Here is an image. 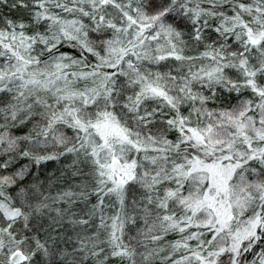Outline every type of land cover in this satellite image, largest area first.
Instances as JSON below:
<instances>
[{
    "label": "snow or ice",
    "instance_id": "6c2138e0",
    "mask_svg": "<svg viewBox=\"0 0 264 264\" xmlns=\"http://www.w3.org/2000/svg\"><path fill=\"white\" fill-rule=\"evenodd\" d=\"M0 264H264V0H0Z\"/></svg>",
    "mask_w": 264,
    "mask_h": 264
},
{
    "label": "trees",
    "instance_id": "16d2710c",
    "mask_svg": "<svg viewBox=\"0 0 264 264\" xmlns=\"http://www.w3.org/2000/svg\"><path fill=\"white\" fill-rule=\"evenodd\" d=\"M5 15L15 16L17 15V13L14 11H8L7 9H5Z\"/></svg>",
    "mask_w": 264,
    "mask_h": 264
}]
</instances>
